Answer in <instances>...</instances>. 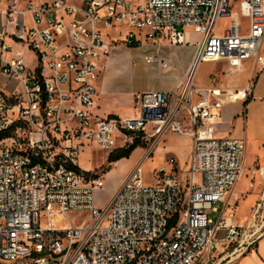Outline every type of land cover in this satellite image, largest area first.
<instances>
[{
	"label": "built area",
	"instance_id": "2783aa9c",
	"mask_svg": "<svg viewBox=\"0 0 264 264\" xmlns=\"http://www.w3.org/2000/svg\"><path fill=\"white\" fill-rule=\"evenodd\" d=\"M3 1L0 75L18 88L0 91V264H229L249 252L263 236L224 248L242 229L228 223L227 198L245 170V144L216 136L224 105L249 88L195 87L193 77L208 62L264 71V0ZM120 27L129 45L184 44L190 29L197 50L177 89L137 95L132 117H99L101 63L119 41L106 31ZM145 61L167 68L157 55ZM169 132L191 138L187 162L169 158L144 183L141 164ZM137 140L150 144L97 207L105 182L79 168L80 152L108 157Z\"/></svg>",
	"mask_w": 264,
	"mask_h": 264
},
{
	"label": "rangeland",
	"instance_id": "374dc122",
	"mask_svg": "<svg viewBox=\"0 0 264 264\" xmlns=\"http://www.w3.org/2000/svg\"><path fill=\"white\" fill-rule=\"evenodd\" d=\"M186 31L190 35L189 41L191 43L187 46L184 45L185 47L182 49L172 50L174 55L171 58V61H169L170 65L180 64L183 55L187 52H192L194 49L193 44L197 41L198 36L190 29ZM118 32L120 33V37H118ZM125 32V27H120L119 30L111 29L106 31L107 42L113 41L117 38L119 41L116 44V47H124V49L115 48L111 51L107 58L111 57L113 61L109 70V76L114 90L118 92L117 103L119 106H127L128 108H131L132 104H130V95L145 88L152 89L156 87L159 69L156 64H146L144 62L143 54L149 51L151 46L143 42L142 44H136L135 47H132L122 41ZM163 51L165 56L166 53L171 50L163 49ZM262 53H264V43ZM133 64L135 65L133 66ZM250 66L251 62H248L244 70L249 72ZM228 70L229 67L225 62L201 63L196 70L194 86L201 88L209 87L213 81L216 83L221 81L223 79L222 76H226ZM245 74L246 73L234 72V74L230 76V80H233L235 83L240 82ZM257 74L258 73H253L252 75L251 79L253 83L256 80ZM17 85L18 83L16 81L0 75V91L10 94L18 88ZM111 102L116 101L112 100ZM118 115H124V113H118ZM226 132V129H218L216 131V136L219 138L226 137ZM185 139L186 137L176 136L169 132L160 139L157 144V148H165L166 150L172 147H182L185 146V142L187 143ZM137 141L145 142L146 146L139 148L141 150L135 152L130 159L119 161L116 166H114V163H108V157L103 151L86 147L80 152L78 157L79 168L84 171L94 173L97 176H101L105 182L104 188L95 194V203L97 207L101 208L111 200L113 194L119 188L123 179L132 170H130L129 167L141 159L143 152L150 144V140ZM165 150L161 152L159 150L153 152L149 159L142 162L141 172L144 183L152 184L154 182L153 173L159 169L158 167L160 166V162H164L165 160L167 161L170 157H172L173 152L171 150ZM261 169L264 168L259 164L255 162L251 163V155L248 150L245 161V175L240 180L239 186L235 192L236 194H240V198L237 202H235L233 195L230 202L229 200L227 201L230 208L232 207L235 212L233 219L235 221H233L232 224L241 225L242 229L236 239L231 242L229 240V242L225 243V252H231V250H233V248H235L238 244L245 247L247 242L246 239L251 237L254 233H256V237H264V174L261 175ZM257 197H260V200H257ZM240 206L241 208L239 209L238 207ZM216 207L220 211L223 208V204L219 203ZM228 213L229 212L227 211L225 215L227 216ZM248 216V219L240 220L241 218ZM70 217L74 218L75 216L71 215ZM210 217L213 220H216L218 213H211ZM66 223L67 221L63 222V224ZM226 234L227 231L223 230L219 233V236L220 238H225ZM223 264L227 263L223 262Z\"/></svg>",
	"mask_w": 264,
	"mask_h": 264
},
{
	"label": "crops",
	"instance_id": "0c3cea01",
	"mask_svg": "<svg viewBox=\"0 0 264 264\" xmlns=\"http://www.w3.org/2000/svg\"><path fill=\"white\" fill-rule=\"evenodd\" d=\"M32 3H41L43 1H50V0H28ZM73 3H78L79 0H68ZM5 7V3L3 0H0V29L3 24L4 16L3 10ZM187 32V31H186ZM189 33L186 34V41L184 44L179 45H171L169 42L161 41L157 45H150L151 49L145 52L143 55L144 62L149 64L145 61V57L149 54L157 55L160 61H164L167 64V68H163L161 63H153L158 65V75H157V86L152 89H142L138 92H135L130 95V104H132L131 108L127 106H119L118 102V92H116L111 84V79L109 76V70L113 64V61L110 58H106L102 61L101 67V75L96 84V98H95V113L99 117H107V116H120V117H132L134 116V99L137 95L147 93V92H154V91H162L168 92L177 89L180 85L183 84L185 81L194 61V57L196 54V43L193 44V51L187 52L181 58V63L177 65H170L169 61L173 57L174 53L172 50L175 49H182L185 46L189 45L191 42L189 41ZM185 45V46H184ZM124 49L123 46H117L116 49ZM163 49H169L170 52H167L164 56ZM19 51L25 56L26 61H30L31 54L24 49H19ZM248 63V62H247ZM245 63L240 69H231L227 71L226 76H222V80L219 82L213 81L210 86L220 87L222 89H231L237 90L243 94V91L249 88L248 93H246L245 97H240L239 101L232 103V104H225L222 111H221V125L218 129H226V137L240 139L245 144V161L247 157V151L249 150V154L251 155V163L255 162L259 164L261 167L264 168V71L260 72L256 76V80L252 82V63L249 67V72H246ZM135 64H133L134 66ZM228 66V65H227ZM229 67V66H228ZM234 72H241L246 73L243 79L240 82H234L230 80V76L234 74ZM193 78V83H194ZM225 81V82H224ZM205 88V87H204ZM249 99V102L244 105V102ZM116 102H111V101ZM118 113H124V115H118ZM217 129V130H218ZM181 137H186L185 146L182 147H172L166 150L172 151V157L176 159L178 162V168H183L185 162L191 152L192 141L191 138L188 136L176 135ZM219 138V137H218ZM224 138V137H223ZM184 141V140H183ZM182 141V142H183ZM141 149H136L132 155ZM159 150L164 151L165 148H154L153 152ZM165 150V151H166ZM142 157V156H141ZM170 157V158H172ZM180 161H179V160ZM125 160V159H123ZM122 161V160H120ZM136 163V162H135ZM135 163L129 167L131 170ZM182 163V164H181ZM118 162L114 166H116ZM160 166L158 168L164 167L166 165V160L163 162L161 161ZM238 183V182H237ZM237 185V184H236ZM239 186V185H238ZM237 186V187H238ZM237 187H234L232 193L228 196L227 201L231 200L232 196L234 197V201H238L240 198V194H236ZM264 197V195H263ZM246 199V198H244ZM242 199V200H244ZM257 200H260V197H257ZM224 207V204H223ZM239 209L241 208L238 207ZM223 209V208H222ZM251 212V211H250ZM248 217L241 218L248 219ZM232 221H228L229 224H232ZM252 222V221H251ZM229 264H264V237L257 239L250 248V251L245 253L244 255L234 259Z\"/></svg>",
	"mask_w": 264,
	"mask_h": 264
},
{
	"label": "trees",
	"instance_id": "16d2710c",
	"mask_svg": "<svg viewBox=\"0 0 264 264\" xmlns=\"http://www.w3.org/2000/svg\"><path fill=\"white\" fill-rule=\"evenodd\" d=\"M132 47H135V45H131ZM249 102V99H247L244 102V105H246ZM146 146L145 142H138L135 141L132 145H130L128 148L126 149H121V150H116L113 153H111L108 156V163H117L120 160L123 159H129V157L131 156V154L138 148H143ZM94 177H97V175H94Z\"/></svg>",
	"mask_w": 264,
	"mask_h": 264
},
{
	"label": "bare ground",
	"instance_id": "6f19581e",
	"mask_svg": "<svg viewBox=\"0 0 264 264\" xmlns=\"http://www.w3.org/2000/svg\"><path fill=\"white\" fill-rule=\"evenodd\" d=\"M196 70H197V68L195 69V71H194V77H195V74H196ZM193 77V78H194ZM245 175V170L242 172V174H241V176H240V178L238 179V183H236L237 185H235V187H237L238 185H239V182H240V180L242 179V177Z\"/></svg>",
	"mask_w": 264,
	"mask_h": 264
}]
</instances>
